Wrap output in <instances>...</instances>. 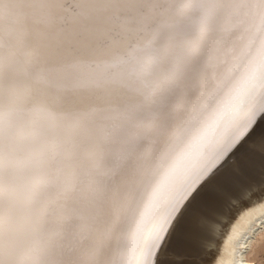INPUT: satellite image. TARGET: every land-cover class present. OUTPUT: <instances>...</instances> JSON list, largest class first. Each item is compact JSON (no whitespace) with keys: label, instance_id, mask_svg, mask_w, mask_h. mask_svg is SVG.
<instances>
[{"label":"snow or ice","instance_id":"obj_1","mask_svg":"<svg viewBox=\"0 0 264 264\" xmlns=\"http://www.w3.org/2000/svg\"><path fill=\"white\" fill-rule=\"evenodd\" d=\"M262 117L264 0H0V264H165Z\"/></svg>","mask_w":264,"mask_h":264},{"label":"bare ground","instance_id":"obj_2","mask_svg":"<svg viewBox=\"0 0 264 264\" xmlns=\"http://www.w3.org/2000/svg\"><path fill=\"white\" fill-rule=\"evenodd\" d=\"M122 100L116 89L72 98L73 103L92 106H110ZM254 131L264 134V117L257 120ZM244 180L253 185L254 194L232 204L225 200L204 208L208 220L193 230L184 244L174 241L169 245L170 258L165 264H177V258H182L183 264H256L259 255H264V157L252 154ZM238 194L239 189H234L233 195ZM217 220L220 223H215Z\"/></svg>","mask_w":264,"mask_h":264},{"label":"rangeland","instance_id":"obj_3","mask_svg":"<svg viewBox=\"0 0 264 264\" xmlns=\"http://www.w3.org/2000/svg\"><path fill=\"white\" fill-rule=\"evenodd\" d=\"M258 261H259V264H264V255L263 254L259 255V257L255 261V263L258 264Z\"/></svg>","mask_w":264,"mask_h":264}]
</instances>
